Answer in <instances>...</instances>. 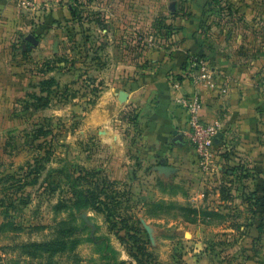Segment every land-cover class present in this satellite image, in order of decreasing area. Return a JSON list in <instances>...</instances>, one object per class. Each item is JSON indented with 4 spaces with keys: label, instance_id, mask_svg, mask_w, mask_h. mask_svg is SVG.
I'll list each match as a JSON object with an SVG mask.
<instances>
[{
    "label": "rangeland",
    "instance_id": "obj_1",
    "mask_svg": "<svg viewBox=\"0 0 264 264\" xmlns=\"http://www.w3.org/2000/svg\"><path fill=\"white\" fill-rule=\"evenodd\" d=\"M11 1L20 23L11 18L0 45V264H39L24 245L52 240L72 219L87 222L78 264H264L258 174L240 162L206 174L186 141L184 161L146 156L138 116L110 100L116 74L158 68L141 58L169 51L186 24L211 53L258 55L264 0ZM116 132L122 151L109 144ZM96 182L121 216L139 221L149 262L130 257L102 214L71 206L69 187ZM58 254L54 261L70 264L68 252Z\"/></svg>",
    "mask_w": 264,
    "mask_h": 264
},
{
    "label": "crops",
    "instance_id": "obj_2",
    "mask_svg": "<svg viewBox=\"0 0 264 264\" xmlns=\"http://www.w3.org/2000/svg\"><path fill=\"white\" fill-rule=\"evenodd\" d=\"M16 11L11 0H0V45L5 41V27L11 18L15 24L20 23ZM61 12L69 18L68 10H54L55 15ZM189 30L187 24L183 25L169 51L163 48L165 50L152 51L141 58L158 68L142 71L131 66L118 72L111 85L110 100L116 107L132 110L138 116L135 139L139 143L138 149L145 151L146 156L160 157L165 153V157L184 161L185 140L179 137L185 114L176 100L192 90V84L185 76L189 57L205 56L218 81H225L228 90L226 96H218L204 88L200 91L201 116L208 123L218 122L221 134L216 163L209 175H219L223 168L240 162L245 170L258 174L255 189L260 204H264V80L255 81L257 70L264 71V39L259 42L258 55L250 58L248 54L242 59L231 55L230 58L219 52L211 53L208 45ZM122 92L126 93L123 102L120 100ZM109 142L118 151L124 150V141L117 132Z\"/></svg>",
    "mask_w": 264,
    "mask_h": 264
},
{
    "label": "trees",
    "instance_id": "obj_3",
    "mask_svg": "<svg viewBox=\"0 0 264 264\" xmlns=\"http://www.w3.org/2000/svg\"><path fill=\"white\" fill-rule=\"evenodd\" d=\"M191 57L206 59L203 55H192ZM42 133L43 131L41 129L33 132L34 137L42 135ZM49 155L50 153H47L43 159H49ZM93 185V189H79L76 185L68 188L71 195V206L75 211L82 212L84 209H91L102 214L109 233L116 235L120 242L125 244L130 257L137 263H142V260L149 262L153 259V255L149 251V240L144 237L146 233L143 229L137 226L139 221L129 216H121L116 209L117 204H115L112 199L107 200V198H102L101 195L103 194L102 192H104V189L100 188V185L97 182ZM50 191L53 192L55 189H50ZM74 222L75 219L58 223L57 230L54 233L55 236L48 242L24 245V248L30 250L27 254L33 258H40L39 264H44V260L48 264H59L58 261H54L57 256H60V254L57 255V253L63 254L68 252L67 261L70 264H78L80 258L75 252L76 246L78 245L77 237L87 229V222L82 220V225L80 227H77ZM120 232H124V236L121 237L119 235ZM89 239L93 240L92 236H89ZM96 240L99 241L100 238H97ZM53 245H55V247ZM107 248L112 256L116 255L114 249H111L110 246ZM113 264H125V262L114 258Z\"/></svg>",
    "mask_w": 264,
    "mask_h": 264
},
{
    "label": "built area",
    "instance_id": "obj_4",
    "mask_svg": "<svg viewBox=\"0 0 264 264\" xmlns=\"http://www.w3.org/2000/svg\"><path fill=\"white\" fill-rule=\"evenodd\" d=\"M22 4L27 7L31 5V0H23ZM185 76L190 80L192 90L176 100L185 114L181 136L193 149L202 171L211 174L217 159L216 148L219 146L217 135L220 129L218 122L208 123L202 118L203 101L200 91L204 88L218 96H226L227 86L225 81L222 83L218 81L209 61L200 57L188 59Z\"/></svg>",
    "mask_w": 264,
    "mask_h": 264
},
{
    "label": "water",
    "instance_id": "obj_5",
    "mask_svg": "<svg viewBox=\"0 0 264 264\" xmlns=\"http://www.w3.org/2000/svg\"><path fill=\"white\" fill-rule=\"evenodd\" d=\"M31 40H32V39H31ZM125 99H126V93L122 92V93L120 94V100H121V101H125ZM220 136H221V134L218 133V135H217L218 140H219ZM181 138H182V136L179 137V139H181Z\"/></svg>",
    "mask_w": 264,
    "mask_h": 264
}]
</instances>
